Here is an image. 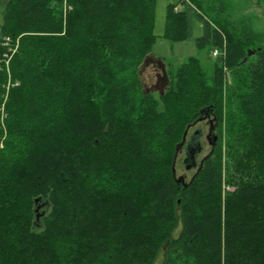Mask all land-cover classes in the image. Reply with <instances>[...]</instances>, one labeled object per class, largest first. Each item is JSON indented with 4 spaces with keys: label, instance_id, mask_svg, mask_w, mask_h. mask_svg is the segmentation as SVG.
<instances>
[{
    "label": "trees",
    "instance_id": "trees-1",
    "mask_svg": "<svg viewBox=\"0 0 264 264\" xmlns=\"http://www.w3.org/2000/svg\"><path fill=\"white\" fill-rule=\"evenodd\" d=\"M231 1L167 6L166 36L198 23L218 55L210 75L187 58L154 98L138 70L156 0H7L0 264H153L164 247V264H264V33ZM203 122L219 135L197 162Z\"/></svg>",
    "mask_w": 264,
    "mask_h": 264
},
{
    "label": "rangeland",
    "instance_id": "rangeland-1",
    "mask_svg": "<svg viewBox=\"0 0 264 264\" xmlns=\"http://www.w3.org/2000/svg\"><path fill=\"white\" fill-rule=\"evenodd\" d=\"M179 0H156L155 12H154V24H153V34L156 36V41L152 45L150 53L147 55L148 59L139 66L138 70V78L143 85V89L145 91L152 93L154 98L158 97L159 92H163L164 89L169 84V77H172L176 71V68L181 65L185 60L189 57H195L200 61V64L207 75H210L213 69V52H209L207 50L199 49L195 39H197L201 35V28L198 23L193 25V33L192 38L185 40H172L168 36H166V9L169 4H176L174 7V12L180 10L181 6L178 3ZM232 10L231 17L239 18L238 16H245L250 20V23L253 27L259 31L264 33V4L260 0H232ZM7 6V0H0V25L3 23L5 11ZM62 6L64 12L69 10V7L66 3V0H63ZM232 19V18H231ZM85 24V23H84ZM9 38V45L3 46V40ZM0 39V80L5 81L10 80L11 73L9 76V70L7 68V59L4 58V54L8 49H13L16 47V43L18 42V38H10V37H2ZM15 43V44H12ZM17 49V48H16ZM11 58V57H10ZM9 58V60H10ZM2 77V78H1ZM8 83V82H6ZM11 83V82H10ZM142 89V90H143ZM2 98L0 92V99ZM224 96V100H225ZM192 111L195 108H191ZM206 123V122H205ZM195 129H201L202 138H201V150L197 162L199 159L208 155L211 151V145L209 140H206V136L209 134V125L206 123H201L199 125H195L188 132V136ZM215 136L218 137L219 130L215 129ZM212 141V137L210 138ZM183 153L180 154L176 158L175 162V176L177 178L181 177L185 183L189 181L192 174L196 171L192 169L191 171H187L184 168ZM179 230L177 229L173 236H176ZM165 248V247H164ZM161 249L157 258L155 259L153 264H164L165 259V249Z\"/></svg>",
    "mask_w": 264,
    "mask_h": 264
},
{
    "label": "water",
    "instance_id": "water-1",
    "mask_svg": "<svg viewBox=\"0 0 264 264\" xmlns=\"http://www.w3.org/2000/svg\"><path fill=\"white\" fill-rule=\"evenodd\" d=\"M209 124V134L206 136V140L208 141L209 140V143L210 145L212 146L214 144V142L216 141V136H212V131H213V127L211 125V122L208 123ZM200 133H201V130L197 131L194 136L192 137V141L190 142L189 146H186L185 150L187 151L190 147H191V153L194 154L199 152L201 150V146H200V141L198 140V138L200 137ZM186 134H187V131L184 133V136H183V142L185 141V138H186ZM212 137V141H210V138ZM184 144L181 143L178 147H177V152L175 154V157H177V154L179 151H181V147L183 146ZM176 159V158H175ZM187 160V159H186ZM185 160V161H186ZM201 164V162L199 163ZM187 169H189L190 167L187 165L186 166ZM178 179H182L181 177H179Z\"/></svg>",
    "mask_w": 264,
    "mask_h": 264
},
{
    "label": "built area",
    "instance_id": "built-area-1",
    "mask_svg": "<svg viewBox=\"0 0 264 264\" xmlns=\"http://www.w3.org/2000/svg\"><path fill=\"white\" fill-rule=\"evenodd\" d=\"M2 39H4V38H2ZM3 42H4L3 46H8L9 45V38L4 39ZM15 50H16V47H14L13 49H8L7 52L4 54V58L7 59V64H8L9 58L15 52ZM213 55L217 56L218 52L214 51ZM8 84H9V82H8ZM0 105H1V103H0ZM2 108H3V101H2V106L0 107V109H2ZM1 121H2V114L0 112V122ZM2 127H3V124L1 123L0 128H2Z\"/></svg>",
    "mask_w": 264,
    "mask_h": 264
},
{
    "label": "flooded vegetation",
    "instance_id": "flooded-vegetation-1",
    "mask_svg": "<svg viewBox=\"0 0 264 264\" xmlns=\"http://www.w3.org/2000/svg\"><path fill=\"white\" fill-rule=\"evenodd\" d=\"M203 123L206 125V123H207V122H206V123H205V122H203ZM208 125H209V124H208ZM209 127H210V126H209ZM201 132H202V131H201ZM202 134H203V133H202ZM202 136H203V135H202ZM201 142H202V141H201ZM190 171H191V170H190Z\"/></svg>",
    "mask_w": 264,
    "mask_h": 264
}]
</instances>
